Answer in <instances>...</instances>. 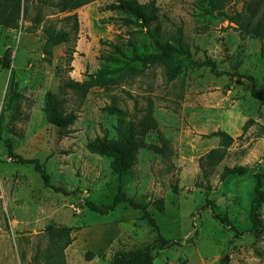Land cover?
<instances>
[{
	"label": "rangeland",
	"instance_id": "obj_1",
	"mask_svg": "<svg viewBox=\"0 0 264 264\" xmlns=\"http://www.w3.org/2000/svg\"><path fill=\"white\" fill-rule=\"evenodd\" d=\"M59 1L20 0L17 26H0V56L9 52L21 96L7 106L10 70L0 66V111L5 109L0 121V264H30L35 250L46 246L49 225L72 227L74 243L83 239L89 225L99 230L110 224L130 233L68 251L66 264H110L116 251L152 243L156 233L127 203L105 216L83 207L84 200L110 203L118 188L146 206L164 239L180 243L155 249L154 264H264V232L259 237L248 232L254 175H264V101L259 99L264 97V42L242 38L225 18L203 13L197 0H155L161 38L169 40L182 27L192 57L210 58L224 74L189 67L167 82L160 66H149L109 88H91L79 100L63 88L64 81L82 82L108 67L105 59L112 53L104 43L129 39L131 29L122 26V13L102 10L115 0L71 11H61ZM244 1L231 0L225 13L240 11ZM7 2L0 0V9ZM47 25L69 33V39L45 52ZM48 91L65 99L66 112L76 114L64 135L46 121ZM113 104L128 113L140 142L135 163L123 177L111 172L109 158L86 149L95 137L116 138L118 118L105 110ZM216 130L233 141L210 167L207 154L219 139L206 135ZM6 141L16 155L40 161L50 187L32 165L7 154ZM226 166H247L249 172L221 180ZM214 215L227 217L242 235L235 238ZM259 215L264 223V203ZM107 235L110 240L112 233Z\"/></svg>",
	"mask_w": 264,
	"mask_h": 264
},
{
	"label": "trees",
	"instance_id": "obj_2",
	"mask_svg": "<svg viewBox=\"0 0 264 264\" xmlns=\"http://www.w3.org/2000/svg\"><path fill=\"white\" fill-rule=\"evenodd\" d=\"M98 0H60L59 8L61 11H71L84 5ZM231 0H197L202 12L216 17H223L229 23L236 26L242 38L252 37L264 42V11L260 12V7L264 0H245L243 8L234 12L232 15L225 13V7ZM20 9V0H8L0 9V26L15 28ZM103 11L120 12L125 17L121 18L122 26L130 28L131 37L123 39L119 43H104L111 49L110 55L105 59L109 63L108 67L99 69L96 73L88 75L82 82H76L68 79L64 81L63 88L71 90L79 100H83L86 93L91 88H109L120 78L127 75H134L141 72L149 66H160L163 77L167 82L174 80L183 69L189 67H207L209 71L216 75L224 74L218 71L216 64L210 58L203 60L194 59L189 47L183 43V30L178 27L176 33L169 40L161 38L158 23V7L155 0H149L140 3L137 0H115L104 5ZM75 15H72V18ZM43 33L46 37L44 51L47 48L57 46L69 39V33L54 30L51 26L43 27ZM11 60L9 52L0 56V66L3 69L10 70L5 99L7 106L10 107L17 103L21 96L16 91L15 72L10 66ZM264 101V97H259ZM17 105V104H16ZM65 99L58 97L57 94L48 91L44 97L43 112L46 121L55 127L59 134L64 135L69 126L76 120V114L73 111L66 112ZM4 110L0 111V121H2ZM111 114L118 118L116 127L117 136L114 139L106 137H95L86 143V149L90 153L105 156L110 159L109 166L114 175L123 177L134 165L136 155L140 147L139 136L135 125L128 119V113L116 105L105 107ZM207 137H218V147L211 150L207 157L210 159L209 166L212 167L223 157L227 148L232 144L233 138L222 130H216L206 135ZM7 154L15 158L17 162L30 164L34 171L41 178L44 186L50 187L49 174L38 159H26L16 155L11 144L6 141ZM206 157V156H205ZM202 168V167H201ZM247 166L223 167L220 179L231 175L244 176L248 174ZM261 173L254 175L256 181L254 186V196L249 207L250 228L248 232L259 237L264 232V223L260 218L259 210L264 203V191L261 189ZM127 203L134 210H139L142 218L147 220L149 226L156 233V238L152 243L131 250L116 251L110 264H154L155 257L152 252L155 249H169L175 245H180L178 241L164 239L158 232V226L154 218L149 214L146 206L134 201L118 188L112 200L108 204L97 205L88 200L83 201V207L99 216H105L113 211L120 203ZM157 209L162 212L161 201L156 202ZM221 224L229 226L235 238H239L242 233L239 232L227 217H217ZM72 227L49 225L45 229L44 236L46 246L35 250L31 257L30 264H66L65 249L71 244Z\"/></svg>",
	"mask_w": 264,
	"mask_h": 264
},
{
	"label": "crops",
	"instance_id": "obj_3",
	"mask_svg": "<svg viewBox=\"0 0 264 264\" xmlns=\"http://www.w3.org/2000/svg\"><path fill=\"white\" fill-rule=\"evenodd\" d=\"M107 233H109L110 235L112 233V237L110 238V240H105V236L110 237L109 235H107ZM129 234L130 233L127 232V230L119 226L115 228V227H111L110 224H102L100 229L97 230V228H95L93 225H89L85 227L83 239L81 241L79 239L77 243H74L73 240L71 244L65 249L66 261H68V251L74 252L75 250V252H77L78 247L86 246L91 248L92 246H95L98 243H102V242L109 243L111 241H115L121 236L122 238H127ZM125 242L127 241L125 240Z\"/></svg>",
	"mask_w": 264,
	"mask_h": 264
}]
</instances>
